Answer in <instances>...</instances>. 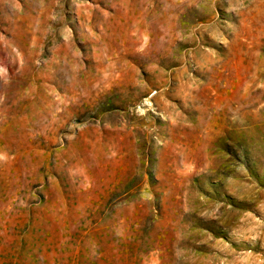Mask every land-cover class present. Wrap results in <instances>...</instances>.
<instances>
[{
  "label": "rangeland",
  "instance_id": "obj_1",
  "mask_svg": "<svg viewBox=\"0 0 264 264\" xmlns=\"http://www.w3.org/2000/svg\"><path fill=\"white\" fill-rule=\"evenodd\" d=\"M0 264H264V0H0Z\"/></svg>",
  "mask_w": 264,
  "mask_h": 264
}]
</instances>
